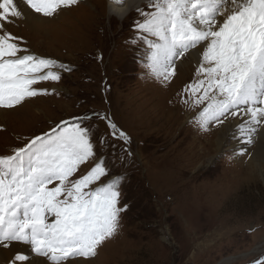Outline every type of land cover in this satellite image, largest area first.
<instances>
[{
    "label": "rangeland",
    "instance_id": "rangeland-1",
    "mask_svg": "<svg viewBox=\"0 0 264 264\" xmlns=\"http://www.w3.org/2000/svg\"><path fill=\"white\" fill-rule=\"evenodd\" d=\"M148 2L138 9L154 11L150 5L157 0ZM108 3L80 0L52 17L34 13L42 22L6 25L29 54L57 60L71 71L60 70L59 82L34 86L50 94L28 98L14 109L0 108L11 111L0 118V157L13 155L62 120L106 114L131 137L130 156L120 152L119 141H113L114 150L106 149L108 167L123 176L120 201L127 211L114 238L86 261L251 264L264 256V139L252 138L241 155L231 150L233 144L219 145L225 126L202 130L195 117L207 102L193 107L195 98L185 91L197 79L198 63L187 56L176 62L169 80L155 77L146 64L155 38L142 40L136 30L145 17L137 6L120 21ZM91 123L97 135L107 131L106 121L93 117ZM221 137L232 143L235 133L228 130ZM113 151L120 160L114 161ZM21 248H1L0 254L12 256ZM24 252L30 254V247Z\"/></svg>",
    "mask_w": 264,
    "mask_h": 264
},
{
    "label": "snow or ice",
    "instance_id": "snow-or-ice-1",
    "mask_svg": "<svg viewBox=\"0 0 264 264\" xmlns=\"http://www.w3.org/2000/svg\"><path fill=\"white\" fill-rule=\"evenodd\" d=\"M79 2L0 0V108L50 94L34 86L59 82L60 70L71 71L57 60L29 54L6 25L27 21L29 11L52 17ZM123 3L110 0L109 10L123 14L126 9L112 7ZM150 7L155 9L150 13L137 9L145 19L136 22L142 40L155 38L148 44L147 68L167 81L175 76L176 62L196 50L197 79L185 89L195 98L193 107L207 102L196 123L206 131L240 119L251 143L264 124V0H157ZM93 117L106 121L107 131L97 135ZM113 141L123 144L121 153L132 154L131 137L110 117L85 113L0 157V248L30 247V254L17 249L0 264H32L33 255L51 264L86 261L114 238L127 205L120 201L123 176L108 167L106 149L116 148ZM253 264H264V256Z\"/></svg>",
    "mask_w": 264,
    "mask_h": 264
},
{
    "label": "bare ground",
    "instance_id": "bare-ground-1",
    "mask_svg": "<svg viewBox=\"0 0 264 264\" xmlns=\"http://www.w3.org/2000/svg\"><path fill=\"white\" fill-rule=\"evenodd\" d=\"M151 2L152 0H124V3H123V5H119V6H117V5H113L112 7L113 8H116V7H122V8H124V9H126V11L123 13V14H116V13H114V12H112V11H110L109 10V5H110V3H108V10L110 11V13H111V15H113L115 18H117L118 20H120V21H123L128 15H129V13H130V11L132 10V11H134L135 10V7H137L136 9H138V8H140V7H142L143 6V4H145V3H147V2ZM148 2V3H149ZM28 15H29V19L27 20L29 23H31L32 25L34 24V21H41V20H43V19H40V18H37L35 15H34V13H32V12H28ZM125 17V18H124ZM124 18V19H123ZM42 22V21H41ZM44 22V21H43ZM43 24V23H42ZM43 26V25H42ZM188 57H191V59L195 62V63H197V61L199 60V54H198V52L196 51V50H192L191 52H190V54L188 55ZM189 59V58H188ZM179 62V61H178ZM192 63V62H191ZM179 64V63H178ZM182 65V64H181ZM5 112L6 111H0V118H1V115H3V113L5 114ZM9 112H11V111H8V112H6L7 114L9 113ZM27 114V113H26ZM240 122H241V120L240 119H236V118H232V119H230V120H228V121H226L224 124H223V126H225L224 127V130L222 131V133H221V135L219 136H217V139H216V141L219 143V145H220V143H223V144H225V146H229V145H232L233 144V146H232V148H231V150L233 149L234 150V154L235 155H241V154H243V153H245L246 151H247V149H248V145H249V143L248 142H246L247 141V136L244 134V133H242L241 132V130H240V127H239V125H240ZM246 127H247V125H246ZM228 130H230V132H234L235 133V139H234V141L232 142V143H230L229 142V140H223L222 139V135H224V133H225V131H228ZM227 136V135H226ZM234 136V135H233ZM252 138H258V139H261V138H263L264 139V124H262V125H260V126H258L257 128H256V131L252 134ZM260 141V140H259ZM222 144V145H223ZM261 144H263V143H261ZM202 149V148H201ZM254 149V148H253ZM217 150V149H216ZM204 152H206V151H204ZM214 152H215V148H214ZM261 152V151H260ZM206 153H208V151L206 152ZM254 156V162L256 161V159H255V155H260L259 153H258V151H256L254 154H253ZM253 166H254V163H253ZM252 168V165L249 163L248 164V167H246V170H248V171H251L250 169ZM259 170V169H258ZM260 174H261V172H259ZM221 180H223V179H221ZM19 246H21L22 248L20 249V250H22V251H24V247H28L27 245H19ZM1 249V248H0ZM3 249V248H2ZM1 249V250H2ZM6 250H11V251H13L14 249L13 248H10V249H6ZM3 251H5V249H3ZM9 254H7V255H3L4 253H1L0 254V262H3L4 261V259L6 260V259H10L11 258V255H10V252H8ZM26 253V252H25ZM2 258H4V259H2ZM78 262V261H77ZM32 263H35V264H39V263H41V264H51V262H46L45 261V258H42V257H36V256H32ZM72 263V262H71ZM79 264H91L90 262H88V261H79L78 262ZM77 263V264H78Z\"/></svg>",
    "mask_w": 264,
    "mask_h": 264
}]
</instances>
